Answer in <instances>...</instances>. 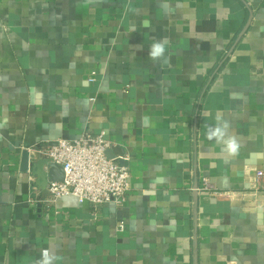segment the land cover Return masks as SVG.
<instances>
[{
    "label": "crops",
    "instance_id": "obj_1",
    "mask_svg": "<svg viewBox=\"0 0 264 264\" xmlns=\"http://www.w3.org/2000/svg\"><path fill=\"white\" fill-rule=\"evenodd\" d=\"M218 115L235 157L207 139ZM100 133L129 170L124 206L31 205L64 177L38 150ZM257 172L264 0H0V264L49 247L57 264H264Z\"/></svg>",
    "mask_w": 264,
    "mask_h": 264
},
{
    "label": "built area",
    "instance_id": "obj_2",
    "mask_svg": "<svg viewBox=\"0 0 264 264\" xmlns=\"http://www.w3.org/2000/svg\"><path fill=\"white\" fill-rule=\"evenodd\" d=\"M104 134L84 135L78 140H58L53 148L39 149V157L44 156L50 163L62 167L64 177L61 182H50L43 188L32 187V193L37 199H29L50 205L56 200L72 196L79 202L88 203L93 216L104 205L113 203L123 207L129 191L130 174L127 167L119 165L107 157L111 147ZM263 172H257L256 178H263ZM198 192L214 193L206 178L195 188ZM37 200V201H35ZM123 231V225L117 227V232Z\"/></svg>",
    "mask_w": 264,
    "mask_h": 264
},
{
    "label": "clouds",
    "instance_id": "obj_3",
    "mask_svg": "<svg viewBox=\"0 0 264 264\" xmlns=\"http://www.w3.org/2000/svg\"><path fill=\"white\" fill-rule=\"evenodd\" d=\"M148 26L147 22L144 24ZM135 26L131 28V31H135ZM167 40L153 41L149 46L148 56L152 61H158L165 57ZM6 123V121H5ZM231 122L223 116L216 117V124L214 126H207V139L209 141L215 140L217 143L222 144L223 150L230 156L235 157L239 154L240 143L235 135L230 133ZM55 252L51 248L41 249L40 257L35 261V264H57L60 260Z\"/></svg>",
    "mask_w": 264,
    "mask_h": 264
},
{
    "label": "water",
    "instance_id": "obj_4",
    "mask_svg": "<svg viewBox=\"0 0 264 264\" xmlns=\"http://www.w3.org/2000/svg\"><path fill=\"white\" fill-rule=\"evenodd\" d=\"M54 165V164H53ZM53 165H51V167L53 166ZM63 180V178H61L60 180H57L56 182H61Z\"/></svg>",
    "mask_w": 264,
    "mask_h": 264
}]
</instances>
